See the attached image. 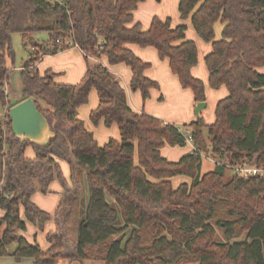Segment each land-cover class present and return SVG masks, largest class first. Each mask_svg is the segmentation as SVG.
I'll return each mask as SVG.
<instances>
[{
	"label": "trees",
	"instance_id": "1",
	"mask_svg": "<svg viewBox=\"0 0 264 264\" xmlns=\"http://www.w3.org/2000/svg\"><path fill=\"white\" fill-rule=\"evenodd\" d=\"M144 1L0 0V103L8 104L12 35L48 31L52 43L33 51L20 70L19 102L33 99L56 132L46 146L22 142L12 133L8 112L0 117V257L32 258L34 264L60 259L80 264H264V179L227 177L218 165L201 174L203 154L225 164L264 168V0L179 1L181 19H189L211 43L205 57L210 87L224 86L228 93L217 102L212 124L199 115L186 126L195 150L177 162L164 158L161 149L185 145L182 129L133 110L121 81L101 62L107 57L110 64L130 66L131 86L146 99L158 85L145 77L148 64L130 45L153 47L168 60L180 85L193 91L195 102H206L205 84L192 74L198 49L186 38L187 25L172 27L170 19L154 18L144 29L134 22ZM218 22L223 26L220 39L215 35ZM65 36L87 60L77 85L56 83L52 75L41 76L35 69L42 56L68 49L66 40L57 43ZM89 52L98 63L88 62ZM92 89L99 104L90 119L117 124L120 140L100 146L78 118ZM28 146L36 151L32 159L25 156ZM57 156L69 161L73 187L55 213L57 227L47 237L50 247L42 250L17 233L26 228L20 210L40 226L50 220L31 197L35 181L46 192L54 179L63 180ZM83 172L87 199L77 183ZM177 175L190 177V183L175 188L171 179ZM243 234L246 240H237ZM13 242L17 247L9 253Z\"/></svg>",
	"mask_w": 264,
	"mask_h": 264
},
{
	"label": "rangeland",
	"instance_id": "2",
	"mask_svg": "<svg viewBox=\"0 0 264 264\" xmlns=\"http://www.w3.org/2000/svg\"><path fill=\"white\" fill-rule=\"evenodd\" d=\"M180 0H146L139 7V10L135 11L134 22L141 23L144 29H148L150 24L154 18H158L160 20H171L172 27H175L181 23L187 25L186 29V38L188 40H192L195 42L198 49V63L192 70V74L195 78L202 80L206 87V104L207 106L201 111L200 115L203 117L205 123L207 125L212 124L215 121L216 117V105L217 102L224 98L227 95V89L223 86L218 89H213L209 85V75L208 69L205 63L206 55L211 51V43L204 41L194 30L192 27L191 21L189 19L183 21L180 17L178 5ZM222 24L218 22L215 26V35L216 39L221 38ZM61 40H68V37H60ZM48 42V43H47ZM52 43L50 38V34L48 31L43 30L27 37H23L19 33H14L11 38V46L14 51V58L9 57L7 60V66L10 69V77L8 80V88L6 87V91L8 93V108H6V113L10 109L11 106L16 104L17 99H19L22 91V81L20 70L24 62L28 61L32 55V48L36 50H40V46L47 45ZM132 46V45H130ZM138 46V45H133ZM38 48V49H37ZM140 51H133L136 57H138L142 62L148 64V67L145 69L144 75L151 81L157 83L158 87H152L149 89V95L146 99L143 97V93L141 89L134 90L131 86L132 79V71L131 67L124 64H110L107 59L104 57L101 58V62L105 65L109 71L116 75L125 86V76L129 79V88L131 95L133 97V101L139 100L141 111L144 114L152 116L156 119L163 121L164 123L174 125L178 128H181L186 137L190 136V129L186 127L190 121L187 120L189 118L188 114H190L193 120L196 119L195 109L198 103L195 102L194 93L191 89L183 88L177 76H175L171 69L167 59H161L158 55V52L153 47H141L138 46ZM89 63H98L99 60L94 58V56L89 52ZM87 61V60H86ZM115 67L118 70L122 71L121 73H114L112 68ZM128 73V74H127ZM124 75V76H123ZM128 75V76H127ZM56 79L58 76H53ZM55 81V80H54ZM77 85V84H73ZM208 90V91H207ZM91 93L94 95L89 98L88 102L81 105L78 108V118L84 121L85 127L88 131L92 132L95 140L100 146L105 145L110 141V139L120 140V132L117 124H112L110 126H106L105 124L98 123L95 124L92 120H90L91 109H95L98 105V95L95 89H92ZM94 98L97 99L96 104L93 103ZM44 110L49 109L44 103H41ZM95 105V106H94ZM133 105V104H132ZM93 107V108H92ZM1 115V112H0ZM65 149V152H69V149L64 145L62 146ZM32 150V153L29 151L25 153V156L28 158H34L36 156V151L32 146H28L27 149ZM181 150L184 151V154L181 156H172L169 161L177 162L181 157L188 153H192L193 147L189 141L186 142L183 146H171L166 144L162 147L163 152L166 153L167 150ZM162 151V150H161ZM64 152V153H65ZM163 156V153H161ZM68 155V154H67ZM165 158V156H163ZM56 160L59 164L60 171L62 173L63 180L60 181L55 179L51 182V191L49 193L44 194V192H39V196L41 199H46V202L43 203L45 207H53L57 196H59L60 192H62L65 186L71 185V165L69 161L63 157H56ZM215 163L210 156L202 155V172L206 173L212 169H214ZM78 172V170H77ZM226 176L228 177L230 173L226 171ZM226 177V178H227ZM77 183L80 187L85 189V174L78 173ZM191 178L185 175H177L171 179L172 185L176 188L182 183H190ZM35 183H38L35 181ZM84 187V188H83ZM61 190V191H60ZM60 191V192H59ZM85 192V190H84ZM85 196V194H82ZM87 191H86V199H87ZM109 201H112L110 197H108ZM53 201V202H52ZM20 216L23 220H25L26 228L25 230H21L20 234L30 243L37 244L40 248L46 250L49 247V241L47 238L50 229L53 227L52 223L45 222L43 225H39L38 223H33L26 219L23 208L21 207ZM1 228H4L1 227ZM219 239H223L222 231L218 230ZM19 234V231L17 232ZM237 240L244 241L246 240V234L241 235ZM17 245L15 242L11 243L7 247V251L9 253H13L16 249ZM5 262H15L16 260L12 256L3 257ZM22 260V259H21ZM24 264H34L32 258H23ZM7 264V263H6ZM76 264H79L77 262ZM86 264H103L100 261H87Z\"/></svg>",
	"mask_w": 264,
	"mask_h": 264
},
{
	"label": "crops",
	"instance_id": "3",
	"mask_svg": "<svg viewBox=\"0 0 264 264\" xmlns=\"http://www.w3.org/2000/svg\"><path fill=\"white\" fill-rule=\"evenodd\" d=\"M140 5L138 6L137 10H139V7H141ZM134 17H135V15H134ZM130 48H131L132 51H137V52L140 51L138 46H133L132 45V46H130ZM104 58L107 59V61H108L107 57H104ZM117 68L113 67L112 71L114 73H116V74L117 73H121L122 71L118 70ZM35 69L38 71V73L41 76H44V75H52V76L55 75V76H58L56 79H54V77H53V79L55 80L56 83L73 85L74 83L75 84L81 83L82 80L84 79V76H85L86 71H87V61H86L84 53L78 47H74L73 46V47H69L68 49H65V50H59L55 54H48V55L42 56L40 58V60H38L35 63ZM208 75H209V73H208ZM125 83L126 84L124 86L122 81H121V85L124 87V89L126 91L129 105L136 112L142 113L141 107H140V103H139V100H137V97H136V101L135 102L133 101V97L131 95L130 88L128 86L129 85V79L126 76H125ZM93 95L94 94L90 92L89 98L91 99V96H93ZM20 99H21V95H20L19 99H17L16 103H18ZM96 102H97V99L94 98L93 103L96 104ZM98 104H99V97H98ZM6 108H8L7 105H3V104L0 103V112H1L0 117L4 118V116L6 115ZM93 110L94 109H91L90 112H92ZM188 116H189V118L187 120H189L190 122L193 121L192 116L190 114H188ZM100 123L104 124L103 121H101ZM192 147H193V145H192ZM161 150H162L161 153H163V156H165V158H167V159L170 158L168 156H171V158H173L172 156H176V155L177 156H181L185 152V150L181 151V150H176L175 148H174V150H167L166 153L163 152V149H161ZM28 151L30 153H32V150H30L29 148L28 149L26 148L25 153H27ZM173 160H174V158H173ZM212 170H210V171H212ZM201 174L202 175L205 174V173L202 172V166H201ZM72 185L73 184H72V181H71V185L70 186H68V185L65 186V188H64V190L62 192H60L61 191L60 190L59 191L60 192L59 196H57V199H54L55 203H54L53 207H50V205H49V207L47 208V207H45L43 205V203L46 202V199H41V197L39 196V192H42L41 186H40L39 183H35V193L31 197V199H32L33 203L36 204V206H38L41 210H43V211H45V212H47V213H49L51 215V218H50L48 223H52L53 227L50 229V232L54 231L56 229V227H57L56 226L57 222H56L55 213H56L57 209L59 208V206L61 204V200H62V197H63L64 193L66 192L67 189H70L71 187H73ZM50 186L51 185H49L48 190L46 192H44V194L49 193L51 191ZM84 190H85V193H86V191H87V186L86 185H85V189H83V191ZM23 212H24V209H23ZM3 215H4V212L0 210V216L2 217ZM3 230H4V228H0V238L2 236ZM19 235H21L20 231H19ZM47 237H48V235H47ZM49 247H50V243H49ZM42 250H44V249H42ZM3 259H4L3 257H0V264H6V263L7 264H24L23 259L21 261H15V262H9V263L5 262ZM77 262L78 261L70 260V259H60L57 264H76ZM79 264H80V262H79Z\"/></svg>",
	"mask_w": 264,
	"mask_h": 264
},
{
	"label": "water",
	"instance_id": "4",
	"mask_svg": "<svg viewBox=\"0 0 264 264\" xmlns=\"http://www.w3.org/2000/svg\"><path fill=\"white\" fill-rule=\"evenodd\" d=\"M206 106V102L197 104L195 109L197 117ZM8 115L13 135L22 142L46 146L50 139L56 135L48 118L38 109L37 104L31 98L12 106L8 110Z\"/></svg>",
	"mask_w": 264,
	"mask_h": 264
},
{
	"label": "built area",
	"instance_id": "5",
	"mask_svg": "<svg viewBox=\"0 0 264 264\" xmlns=\"http://www.w3.org/2000/svg\"><path fill=\"white\" fill-rule=\"evenodd\" d=\"M53 1H59V0H53ZM61 39L57 40V43H61ZM64 46L69 47H77L76 44L71 40L69 37L68 40L65 41ZM32 51H36L35 48H32ZM187 141L192 144V138L191 136L187 137ZM194 147V146H193ZM195 150V148L193 149ZM210 157L213 159L215 166H223L226 171L230 173V175H236L244 179H248L251 177H261L264 179V168H260L257 165H252V166H242V165H230V164H225L221 160L216 159L212 155Z\"/></svg>",
	"mask_w": 264,
	"mask_h": 264
}]
</instances>
